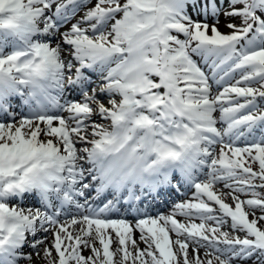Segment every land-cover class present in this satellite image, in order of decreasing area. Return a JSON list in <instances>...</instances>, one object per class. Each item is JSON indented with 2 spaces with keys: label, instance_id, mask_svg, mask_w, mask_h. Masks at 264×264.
I'll use <instances>...</instances> for the list:
<instances>
[{
  "label": "snow or ice",
  "instance_id": "snow-or-ice-1",
  "mask_svg": "<svg viewBox=\"0 0 264 264\" xmlns=\"http://www.w3.org/2000/svg\"><path fill=\"white\" fill-rule=\"evenodd\" d=\"M0 264H264V0H0Z\"/></svg>",
  "mask_w": 264,
  "mask_h": 264
}]
</instances>
